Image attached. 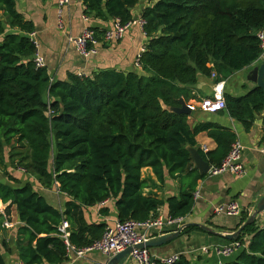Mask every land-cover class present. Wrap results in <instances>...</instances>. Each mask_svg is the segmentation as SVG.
Masks as SVG:
<instances>
[{"label":"trees","instance_id":"16d2710c","mask_svg":"<svg viewBox=\"0 0 264 264\" xmlns=\"http://www.w3.org/2000/svg\"><path fill=\"white\" fill-rule=\"evenodd\" d=\"M152 1L142 14L147 44L138 63L143 74L102 70L91 76L69 73L65 81H56L47 66L35 64L33 23L17 12L15 0H0V166H17L69 199L61 212L33 180L21 181L3 170L12 184L0 181V201L9 204L7 217L13 207L20 217L16 251L21 264L67 262L59 232L64 221L74 246L100 240L107 224H90L86 211L110 200L120 222L145 221L165 205L173 218L188 217L205 175L194 167L187 148H197V136L207 133L217 148L199 153L210 166L220 167L237 142L235 133L211 123L191 127L189 116L173 109L181 107V97L200 76L216 71L217 82H223L261 59L257 34L264 28V0ZM138 3L83 0L84 16L126 25L134 21ZM225 100L227 113L246 128L264 110L260 88ZM146 168L160 185L168 175L179 180L180 196L164 201L146 195ZM101 214L109 217L110 209ZM240 217L235 231L249 213ZM238 242L245 247L228 264H264V228L256 222L246 226ZM0 264H7L1 249ZM175 264L196 263L180 256Z\"/></svg>","mask_w":264,"mask_h":264},{"label":"crops","instance_id":"0c3cea01","mask_svg":"<svg viewBox=\"0 0 264 264\" xmlns=\"http://www.w3.org/2000/svg\"><path fill=\"white\" fill-rule=\"evenodd\" d=\"M15 2L17 12L34 25V36L32 37V34L30 36L36 42L38 52L44 58L53 80L65 81L69 73L91 76L93 73L102 70L143 74L138 59L146 47L147 38L144 29L139 24L132 25L123 39L119 41L101 42L98 53L86 59L80 55L70 38L80 36L87 28L98 32L109 30L113 27L115 20L100 21L88 17L89 21L86 22L84 20L83 0H71L70 5L64 8L61 17L58 0H15ZM151 5H153L152 0H139L138 5L132 10L134 20L142 19L144 9ZM60 21L63 22V26ZM263 62L264 57L251 67L236 72L224 80L225 96L245 98L250 92L257 89L256 84L248 81L247 76L250 71ZM210 67L213 68L214 64L211 63ZM215 72L213 75H216ZM213 75L211 77L200 76L194 86L188 87L187 96H182L181 99L190 108L195 107V110H191L192 114L189 115L191 127L201 123H211L236 134L237 142H240L245 148L241 160L244 173L240 176L230 173L211 176L209 173L202 174L198 170L201 175H205V178L198 181L194 194L198 192L200 196L198 199L194 198L195 204L192 212L185 218L187 223L205 225L215 233H234L241 217L217 215L215 209L219 205L237 202L244 211L249 213L250 217L254 214L259 201L264 198V110L255 114L249 128L233 119L226 110L217 113L204 112L200 108V102L214 96L215 87L218 83ZM196 140L197 148L195 149L197 150L201 149L207 153L217 148V143L207 133L199 134ZM18 172L24 173L20 170ZM10 174L21 181L26 179L24 176ZM142 177L150 182V186L145 190L146 195L164 201L180 196L182 185L179 180H173L168 175L166 183L160 185L153 171L149 168L142 171ZM31 180L36 183L35 178L32 177ZM0 181L12 184L3 176L2 168H0ZM35 185L36 190L45 197L50 205L61 212L65 210L69 199L67 196L61 195L57 187L46 189L38 183ZM8 206L9 204H3L0 201V249L7 264H21L16 251L17 229L21 225L20 217L15 207L11 209V215L7 217L6 209ZM105 208L110 209L109 217H104L101 214ZM158 214L164 217L170 216L168 205L160 208L152 215ZM86 219L90 224H114L117 221L115 202L110 200L89 208L86 211ZM6 222L10 224V227L4 226ZM255 222L258 227L264 228V212L257 215ZM197 228L189 234H185V230H183L179 238L167 245L150 248L151 255L156 260L179 255L185 256L196 264H228L234 261L243 250L229 258L220 257L215 253H201L199 250L203 247H223L233 243V241L225 240L216 234ZM169 232L172 230L163 234ZM151 234L153 238L160 236L155 231ZM67 255L68 261L64 264H108L111 259L98 252L89 253L83 259L77 258L74 253H67ZM125 264L136 263L129 257Z\"/></svg>","mask_w":264,"mask_h":264},{"label":"built area","instance_id":"2783aa9c","mask_svg":"<svg viewBox=\"0 0 264 264\" xmlns=\"http://www.w3.org/2000/svg\"><path fill=\"white\" fill-rule=\"evenodd\" d=\"M71 0H58L59 15L62 16L64 8L68 7ZM86 22L89 21L87 16H84ZM63 26V22L60 21ZM134 24H139L143 29L145 26V21L143 19L134 20L129 24H122L120 20H115L114 25L111 29L104 31L100 34L94 29L87 28L83 31L80 36L70 38L71 43L77 48L80 55L84 58H90L98 53V47L101 42L112 43L123 39L127 30ZM34 36V33L31 35ZM260 42L261 58L264 57V28L257 34ZM34 41V40H33ZM35 42V41H34ZM36 43V42H35ZM38 47V46H37ZM145 49L143 50V52ZM142 52V53H143ZM141 56V55H140ZM35 64L38 68H43L46 66L44 58L39 54L36 55ZM216 77V75H213ZM224 82H218L215 87V93L212 98H206L200 102V108L204 112L217 113L224 111L227 108L225 94H224ZM191 110H195V107H191ZM245 148L240 142L233 144L232 149L220 167L210 168L209 174L211 176L223 175L226 173L234 175H242L244 173V168L242 166V157ZM199 193L194 194V198H199ZM243 208L237 202H231L224 205H219L215 209L217 215H226L229 217H240ZM187 221L185 217L173 218L172 216L164 217L161 215H152L145 221H135L128 220L124 222L116 221L114 224L106 225L104 234L102 238L92 245L84 248H78L74 246L70 240L69 224L64 221L59 228L60 237L66 244L67 253H74L77 258L83 259L89 253L98 252L109 258L132 248L133 251L130 254L131 259L135 261L136 264H175L180 260L179 255H174L169 258L156 260L151 255L149 249H134L140 244H144L149 240L153 239L151 233L153 231L157 232L160 236L169 233H176L186 226ZM5 227H10L8 222L5 223ZM168 230L172 232L165 233ZM163 234V235H162ZM244 245L238 241L228 244L223 247H203L199 252L204 254L215 253L216 255L224 258H229L244 249ZM227 264V263H221Z\"/></svg>","mask_w":264,"mask_h":264},{"label":"water","instance_id":"95a60500","mask_svg":"<svg viewBox=\"0 0 264 264\" xmlns=\"http://www.w3.org/2000/svg\"><path fill=\"white\" fill-rule=\"evenodd\" d=\"M247 79H248V81L256 84V86L258 88L262 89L264 92V62L261 65L255 67L252 71H250L248 76H247ZM180 102H181L182 106L180 108L173 109V111L176 113L186 114L188 116L191 115L192 114L191 108L185 104L183 99H181ZM187 149L193 158L195 167L202 174H208L210 171V165L204 161V159L202 158L199 151L195 148H190V147H188ZM263 212H264V198H262L259 201V203L257 204V208H256L254 214H252L249 217V219L234 233H215L212 229H210L209 227H207L205 225L188 223L179 232L169 233V234H165L163 236H159L157 238H153L144 244H140V245L136 246L134 249H145V248L150 249V248H154V247H161V246L167 245L168 243L172 242L173 240L179 238L181 235V232L183 230L189 228V227H199L202 230L209 232V233H212V234H216V235L220 236L221 238H224L225 240L235 242V241H238L239 237L242 234L243 229L246 226L253 224L256 221L257 215L261 214ZM132 251H133L132 248H128L127 250H125V251L117 254L113 258H111L108 261V264H125L128 261V258L130 257V254L132 253Z\"/></svg>","mask_w":264,"mask_h":264},{"label":"rangeland","instance_id":"374dc122","mask_svg":"<svg viewBox=\"0 0 264 264\" xmlns=\"http://www.w3.org/2000/svg\"><path fill=\"white\" fill-rule=\"evenodd\" d=\"M9 155H10V151L9 150H7V153H6V158L8 159V157H9ZM18 158L19 157H16V160H18ZM4 164V163H3ZM0 168H2V170H5V169H7L8 171V173L10 174V173H13V174H17V175H20V176H24V177H26V179L25 180H29V179H31V177H30V175L29 174H24V173H19L18 172V170L20 169L19 167H17V166H11L9 163H7V164H5V165H1L0 166ZM5 171H3V173H4ZM4 176V175H3Z\"/></svg>","mask_w":264,"mask_h":264}]
</instances>
